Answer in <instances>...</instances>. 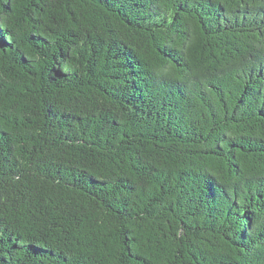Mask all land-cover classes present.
<instances>
[{"label": "trees", "instance_id": "obj_1", "mask_svg": "<svg viewBox=\"0 0 264 264\" xmlns=\"http://www.w3.org/2000/svg\"><path fill=\"white\" fill-rule=\"evenodd\" d=\"M0 264H264V0H0Z\"/></svg>", "mask_w": 264, "mask_h": 264}]
</instances>
